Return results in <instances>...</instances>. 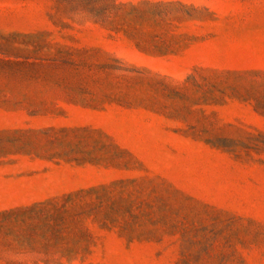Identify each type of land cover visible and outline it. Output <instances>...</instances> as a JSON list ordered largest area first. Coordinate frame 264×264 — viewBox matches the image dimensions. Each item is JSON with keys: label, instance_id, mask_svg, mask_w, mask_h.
Wrapping results in <instances>:
<instances>
[{"label": "rangeland", "instance_id": "obj_1", "mask_svg": "<svg viewBox=\"0 0 264 264\" xmlns=\"http://www.w3.org/2000/svg\"><path fill=\"white\" fill-rule=\"evenodd\" d=\"M0 264H264V0H0Z\"/></svg>", "mask_w": 264, "mask_h": 264}]
</instances>
